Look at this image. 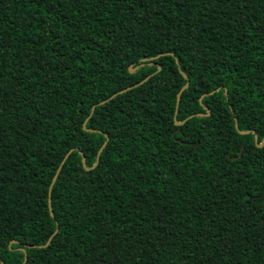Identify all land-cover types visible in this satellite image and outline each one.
Listing matches in <instances>:
<instances>
[{
	"label": "trees",
	"instance_id": "1",
	"mask_svg": "<svg viewBox=\"0 0 264 264\" xmlns=\"http://www.w3.org/2000/svg\"><path fill=\"white\" fill-rule=\"evenodd\" d=\"M263 140L264 0H0V264H264Z\"/></svg>",
	"mask_w": 264,
	"mask_h": 264
},
{
	"label": "water",
	"instance_id": "2",
	"mask_svg": "<svg viewBox=\"0 0 264 264\" xmlns=\"http://www.w3.org/2000/svg\"><path fill=\"white\" fill-rule=\"evenodd\" d=\"M143 65H144V63H141V64L137 65L135 68H131V67H129V72L132 73L135 69H137V68H139V67H141V66H143ZM186 87H187V84L182 88V90H183L184 88H186ZM129 88H130V87H129ZM129 88L123 89V90H121V91H119V92L113 94L112 96H110V98H108V99H106V100H103V101H101V102H99V103L93 105L92 108H91V111L94 110L95 106H99V105H102V104L106 103L107 101H109L110 99H112L113 97H115L117 94H120V93H122V92L128 90ZM182 90H181V91H182ZM212 93H213V92H211V93H209V94H212ZM178 100H179V94H178V97H177V101H178ZM176 112H177V109H176V111H175V114H176ZM207 114H208V113H207ZM199 115H200V114H199ZM86 121H87V119H86ZM84 124H85V122H84ZM177 124H178V123H177ZM235 127L237 128V125H236V124H235ZM249 132H250V131H245V132L239 131L240 134H247V133H249ZM256 141H257V138L255 137V142H256ZM263 141H264V140H263ZM196 144H197V143H195V145H196ZM261 145H262V144H261ZM261 145H258V146H261ZM72 150H73V149H72ZM72 150H70L69 152H67L66 155L64 156V158L62 159L61 164L59 165V168H58V170L56 171V174H55V176H54V178H53V180H52V183H51V185H50V187H49V191H48V194H49L48 205H49V211H50V214H51L52 217H53V213H52L51 206H50V200H51V199H50V192H51V187H52L53 182H54L55 179H56V176H57L58 171L60 170L62 164L65 162V160L67 159V157L69 156V154L71 153ZM81 157H82V165H83V167H84L86 170H89L90 168L86 167L85 159H84V156H83L82 154H81ZM97 162H98V158H97L95 164L92 166V168H94V167L97 165ZM56 231H57V228H56V230L54 231L53 235L56 233ZM51 238H52V236L48 239L47 244L50 243ZM30 247L33 248L34 246H30ZM40 247H41V246H40ZM25 261H26V254H24V260H23L22 264H24ZM1 264H2V263H1Z\"/></svg>",
	"mask_w": 264,
	"mask_h": 264
}]
</instances>
